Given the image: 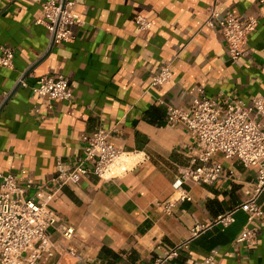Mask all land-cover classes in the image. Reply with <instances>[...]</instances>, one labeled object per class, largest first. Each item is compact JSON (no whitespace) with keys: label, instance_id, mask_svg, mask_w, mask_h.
Wrapping results in <instances>:
<instances>
[{"label":"crops","instance_id":"crops-1","mask_svg":"<svg viewBox=\"0 0 264 264\" xmlns=\"http://www.w3.org/2000/svg\"><path fill=\"white\" fill-rule=\"evenodd\" d=\"M47 0H0V47L15 49L14 68L0 67V93L9 92L0 110V172L17 174L21 184L48 182L59 160L76 164L84 155L83 137L98 127L117 128L115 144L135 158L116 178L84 177L61 188L50 202L76 229V256L63 253L43 264H264V219L254 242L238 241L248 214L221 218L247 199L255 171L217 156L225 171L214 184L184 183L192 199L171 212L173 185L189 167L193 140L184 125H169L166 104L187 108L203 88L209 97L232 95L246 102L264 95V1L262 0H75L82 25L68 43L49 44V32L35 21ZM213 7L224 14L256 16L248 55L232 61L217 28L204 25ZM151 19L138 28L136 17ZM171 64L161 86L152 78ZM69 78L73 101L48 108L18 86L44 75ZM39 109V110H38ZM55 239L66 241L58 232ZM185 243L176 254L171 249ZM104 248L118 254L113 258ZM168 256V257H167Z\"/></svg>","mask_w":264,"mask_h":264},{"label":"built area","instance_id":"built-area-1","mask_svg":"<svg viewBox=\"0 0 264 264\" xmlns=\"http://www.w3.org/2000/svg\"><path fill=\"white\" fill-rule=\"evenodd\" d=\"M75 3V0H47L42 4L44 12L35 22L47 27L50 45L74 40L73 27L83 24L81 15L74 11ZM136 22L140 30L152 27L151 19L144 15H138ZM204 25L221 32L232 61H237L248 55L249 37L257 29L259 18L224 14L220 7H213ZM15 56L13 47L1 46L0 67L14 68ZM171 77V64L165 63L153 76L151 85H164ZM18 84L29 87L32 95L48 108L53 107L55 100L74 99L72 84L62 73L40 76L32 85L22 76ZM9 95L0 93V109ZM166 116L169 125H184L193 142L187 149L189 167L174 181L177 193L163 204L165 210L171 212L178 203L192 199L184 188L187 180L214 184L220 179L225 167L217 156L240 162L254 169L255 178L246 189L247 199L221 220L226 226L235 221V211H245L248 224L238 241L254 242L258 231L255 225L264 219V95L246 102L228 94L209 97L203 88H198L187 108L166 104ZM116 133L117 128L98 127L85 135L84 155L76 164L59 160L48 182L21 184L17 174L0 172V264H43L63 253L77 255L72 244L75 227L64 221L50 202L61 188L78 184L84 177L110 179L131 170L136 160L113 142ZM56 232L66 244L54 238ZM184 244L171 249L168 256L176 254ZM216 254L213 250L206 262L215 263ZM162 261L160 258L154 264ZM57 264L68 263L59 258Z\"/></svg>","mask_w":264,"mask_h":264},{"label":"trees","instance_id":"trees-1","mask_svg":"<svg viewBox=\"0 0 264 264\" xmlns=\"http://www.w3.org/2000/svg\"><path fill=\"white\" fill-rule=\"evenodd\" d=\"M103 251L108 252V253H111V255H112L113 258H117L118 257V254L113 253L112 250H110L108 248H104Z\"/></svg>","mask_w":264,"mask_h":264},{"label":"water","instance_id":"water-1","mask_svg":"<svg viewBox=\"0 0 264 264\" xmlns=\"http://www.w3.org/2000/svg\"><path fill=\"white\" fill-rule=\"evenodd\" d=\"M52 45H54V44H52ZM18 86H20V84H18ZM1 110V109H0Z\"/></svg>","mask_w":264,"mask_h":264}]
</instances>
